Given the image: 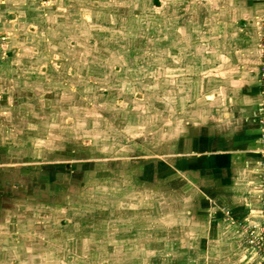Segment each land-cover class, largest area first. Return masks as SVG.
Segmentation results:
<instances>
[{
  "label": "rangeland",
  "instance_id": "rangeland-1",
  "mask_svg": "<svg viewBox=\"0 0 264 264\" xmlns=\"http://www.w3.org/2000/svg\"><path fill=\"white\" fill-rule=\"evenodd\" d=\"M51 2L34 0V48L21 54L28 63L0 72L9 80L0 98L15 115L3 146L12 167L0 209V264H201L205 258L190 251L200 242L186 233L202 226L185 215L186 193L169 188L187 190L188 182L154 171L155 155L169 150L171 121L191 99L190 83L171 81L169 70L171 25L186 1L72 0L74 11L63 15ZM257 21L264 34V15ZM263 196L260 185L259 216L223 241V251L234 253L222 264H251ZM25 226L30 233L15 250V232Z\"/></svg>",
  "mask_w": 264,
  "mask_h": 264
},
{
  "label": "crops",
  "instance_id": "crops-1",
  "mask_svg": "<svg viewBox=\"0 0 264 264\" xmlns=\"http://www.w3.org/2000/svg\"><path fill=\"white\" fill-rule=\"evenodd\" d=\"M57 1L52 0L50 8L55 7L60 14L74 11L70 9L72 0ZM185 1V10H176L171 25L169 70L171 81L190 83L185 91L191 99L184 114L176 111L177 118L170 124L169 150L155 155L154 171L160 178L184 175L187 190L178 184L169 188L186 193L190 201L183 205L185 215L194 225L202 226L193 234L186 233V240L200 242L190 251L205 258L201 264H222V256L234 253L223 250L233 236L240 237L239 224L254 226L259 216L261 98L257 64L258 41L263 33L257 19L264 15V0ZM215 1L222 3L213 8L211 2ZM35 6L34 0H0V72L28 63L21 54L34 48V41L28 38L36 33L31 29ZM178 18L182 23L178 24ZM41 21L42 30L48 33V26ZM45 39L41 36L42 48L49 45L47 35ZM2 75L0 88L9 81ZM2 101L0 98V209L11 189L6 185L12 167L7 165L12 164L3 146L10 143L6 137L12 122L8 119L15 116H9L13 111ZM25 228L15 232L13 248H18L30 233L31 228ZM256 254H251V264L257 262ZM213 258L218 260L214 262Z\"/></svg>",
  "mask_w": 264,
  "mask_h": 264
},
{
  "label": "built area",
  "instance_id": "built-area-1",
  "mask_svg": "<svg viewBox=\"0 0 264 264\" xmlns=\"http://www.w3.org/2000/svg\"><path fill=\"white\" fill-rule=\"evenodd\" d=\"M261 50L264 51V42L261 44ZM260 104H259V123H260V155H259V166H260V185L261 189L264 193V67H261L260 71ZM262 202L264 205V196L262 197ZM264 217V206L261 211ZM261 230H259L256 234L253 235V230L250 235V243L254 242L255 252L259 253L260 261L259 264H264V225L260 226Z\"/></svg>",
  "mask_w": 264,
  "mask_h": 264
},
{
  "label": "trees",
  "instance_id": "trees-1",
  "mask_svg": "<svg viewBox=\"0 0 264 264\" xmlns=\"http://www.w3.org/2000/svg\"><path fill=\"white\" fill-rule=\"evenodd\" d=\"M153 2H154V4H158L159 1L158 0H153Z\"/></svg>",
  "mask_w": 264,
  "mask_h": 264
}]
</instances>
